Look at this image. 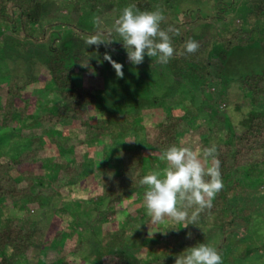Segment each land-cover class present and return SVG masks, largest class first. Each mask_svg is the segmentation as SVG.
Instances as JSON below:
<instances>
[{"label":"trees","instance_id":"16d2710c","mask_svg":"<svg viewBox=\"0 0 264 264\" xmlns=\"http://www.w3.org/2000/svg\"><path fill=\"white\" fill-rule=\"evenodd\" d=\"M114 1L77 0V4L96 12L101 10L103 4ZM120 1L140 12H156L160 9L163 11L166 6L169 10L178 8L182 0ZM247 7L243 25H231L224 32L204 38L194 54H187L183 50V23L164 19L161 27L165 30L173 28L174 33L170 35L179 53L167 63L177 85L181 86L185 79L197 85L203 83L205 88L210 83L211 88L221 85L223 79L214 72L217 63L213 65L210 61V50L216 42L222 46L219 57L224 62L231 60L236 50L257 52V42L264 44V0H249ZM55 8H48V0H0V28L8 29L24 41H47L49 30L59 24L58 20L50 18ZM236 8L234 2L219 0L211 19L217 22L228 20ZM46 13L49 19L45 17ZM204 17L199 12L197 19ZM100 32L109 34L110 30L92 31ZM258 33L263 35L259 36ZM24 41L20 40L18 45H23ZM74 48L72 44L52 48L44 62L48 81L58 97L54 107L45 105L37 115L31 116L30 101H19L36 79L14 78L7 84L1 123L9 128L12 143L16 140L19 147L13 150L9 145L0 146V264H30L40 244L44 243L46 248L54 242L65 245L64 255L60 248L53 247L47 251L44 264H68L67 256L82 250L88 240L80 233L79 240L75 242L73 235L76 231L66 228L58 230L56 238L49 236L48 229L41 227L39 222L40 213L49 212L52 217L62 219L68 214L75 217L77 203H66L63 199L70 192L85 187L91 180L98 182L96 202L106 203L109 213H116L120 203L147 190L146 186L139 184V180L145 174L163 170L167 166L161 156L172 146L202 152L216 145L224 186L215 196L212 207L199 212L198 224L183 227V224L176 225L168 219L163 225L165 252L162 255L145 260L136 252L119 248L111 250L110 260L93 264H171L183 250L204 242L210 228L224 227L236 210L238 217L246 218L250 211L247 181L250 180L252 184L249 185L253 187L257 184L264 186V65L235 77L237 89L247 97L248 103L236 105L240 119L232 121V126L220 127L218 122L211 125L212 120L199 119L202 116L196 117L184 102L176 105V108L180 107V113L170 105L165 106L164 117L160 121H146L140 116L129 119L131 115L112 118L105 87L100 90L93 86L85 88L76 81L78 71L104 76L102 62L95 54ZM261 49L264 54V47ZM257 55H261L260 50ZM86 62L89 63L88 68L83 65ZM145 64L135 65L134 71L137 67L146 68ZM227 70L224 73L229 74ZM149 74L150 71H147L140 75ZM144 79L141 76L138 81ZM115 80H110V83ZM143 83L139 86L138 96L135 95L139 100L141 90L152 91L150 86L146 87ZM225 98L230 101L227 94ZM97 105V111L106 110L105 118H97L89 113ZM67 122L78 124L79 134L72 135L62 130ZM110 125L120 130L115 137L108 132ZM131 133L134 135V145H115L119 137L127 138ZM105 137H111L114 145L100 144ZM98 145H101L100 161L93 155ZM194 210L188 209V212ZM126 219L131 229L139 221L131 214ZM42 230L46 232L45 239L40 236Z\"/></svg>","mask_w":264,"mask_h":264},{"label":"rangeland","instance_id":"374dc122","mask_svg":"<svg viewBox=\"0 0 264 264\" xmlns=\"http://www.w3.org/2000/svg\"><path fill=\"white\" fill-rule=\"evenodd\" d=\"M218 1L182 0L179 4L180 7L170 9L171 12L167 6H163V11L160 9L159 12L164 14L167 21L183 23L184 41L195 40L200 43L210 35L224 32L231 25L244 24L249 0H224L227 3H236L237 8L232 16L223 22L211 19L216 11ZM103 5L100 11L94 12L86 6H79L77 0H48L50 10L56 7L50 18L58 20L59 24L52 26L49 30L47 41H24L22 37L19 38L11 34L8 29L0 28V146L9 145L13 150L19 147L16 140L12 143L9 128L1 123L7 84L14 78L36 79L23 92L19 101L20 103H24L22 102L24 100L30 101L31 116L37 115L45 105L54 107L58 97L48 81V72L44 67V62L52 48L62 47L65 44H72L75 47L74 50L80 49L82 52L93 53L102 62L105 68L104 76L78 71L76 81L85 88L93 86L100 90L103 86L105 87L107 91L105 95L108 96L109 101L108 107H110L113 114L112 118L131 115L129 119L140 116L146 121H160L164 117L165 106L170 105L175 108L177 113H180V107L176 108V105L184 102L196 117L202 116L199 119L208 122L212 120L211 125L218 122L220 127L232 126V121H239L240 113L237 111L236 105L238 103L246 104L248 99L237 89L235 77L240 76L242 73L258 70L264 65V54L261 49L264 44L262 42H257L261 55H257L258 50L252 53L245 50L241 52L236 50L232 53L231 60L229 59L226 62L219 57L222 46L219 42H216L210 50V61L213 65L217 63L214 72L223 79L220 82L221 85L211 88L210 83L209 87L205 88L203 83L197 85L189 79H185L180 86L175 83V77L170 72L168 64L159 63L158 58L155 57L149 58L146 55L143 64L146 63L147 67L144 69L137 67L134 71L135 64L128 59L122 41L112 40L110 43L87 47L85 41L93 36H100L103 39H118L119 37L114 31L115 22L122 15L124 9L130 7L129 4L120 0ZM199 12L206 17L200 20L197 19ZM45 17L49 19L47 13ZM98 29H109L110 32L109 34L103 32L92 33V31L95 32ZM258 34L259 36L263 35ZM20 40L24 41L21 46L18 45ZM105 53H110L115 61L123 65L124 76L122 78L116 75L110 62L103 60ZM86 63L88 65L86 68H88L89 63ZM225 70L230 73H224ZM147 71H150L149 76L140 75ZM141 76L145 79L138 81ZM112 79H117V81L110 83ZM142 81L144 86H150L152 91L141 90L140 101L136 96H138ZM227 81L229 84H226ZM226 94L230 101L226 100ZM144 105H147L148 108ZM97 107L98 105L91 108L89 113L97 118H105L106 110L97 111ZM78 126V124L67 122L62 130L77 135L79 134ZM119 131L114 125L108 127V132L114 137ZM133 136L131 133L127 138L119 137L115 141V145L132 146L135 144ZM107 143L114 145V140L111 137H105L100 144L105 146ZM100 147L101 145H98L93 153L94 156L99 158V161L102 155L99 151ZM97 150L98 152H96ZM205 163L207 166L208 162ZM249 184H252L250 180L247 181L246 185V188L249 189L247 200L250 208L246 218L238 217L239 212L236 210L229 217L224 227L210 228L204 241V243L210 244L222 253L223 264H264V186L257 184L253 187ZM97 190L98 182L91 180L85 187L70 192L63 199L66 203L68 201L77 203L74 209L75 217L68 214L62 219L58 216L52 217L49 212L44 211L38 216L41 227L48 229L49 236L56 238L58 230L66 228L76 231L73 235L75 242L79 240L80 233L88 240L82 250L67 256L68 264L106 262L112 257L111 250L119 248L130 250L131 253L136 252L140 258L145 260L155 255L164 254L165 228L163 225H166L168 219L163 224L153 226L152 230L156 232L152 238H149L151 225L148 223L149 217L147 216L144 193L127 198L118 205L116 213L110 214L106 203L96 202ZM129 214L139 220L138 224L132 229L126 223V216ZM45 233L43 230L40 231V236L43 239H45ZM43 244L39 245V250L30 264H44L47 259V251L53 247L60 248L62 255H64L63 248L65 245L54 242L53 245L44 248L45 245ZM179 254L174 257L171 264H175Z\"/></svg>","mask_w":264,"mask_h":264},{"label":"clouds","instance_id":"9594fccd","mask_svg":"<svg viewBox=\"0 0 264 264\" xmlns=\"http://www.w3.org/2000/svg\"><path fill=\"white\" fill-rule=\"evenodd\" d=\"M164 19L162 12H140L130 6L115 22L114 31L118 39L93 36L85 43L89 47L119 40L123 42L128 59L133 64H141L146 55L167 64L179 53L170 35L174 33L173 28L165 30L161 27ZM199 47L195 40H187L183 50L187 54H194ZM103 60L112 64L118 77L124 76L123 65L115 61L110 53H105ZM83 65L88 66L87 63ZM161 160L167 165L162 171L150 172L139 180V184L147 188L144 201L151 225L149 238L156 232L152 230L153 226L163 224L166 219L176 225L183 224V227L198 224L199 212L212 207L215 196L224 186L215 144L202 152L172 146L164 151ZM188 209L195 210L189 213ZM175 264H223V256L217 248L201 242L183 250Z\"/></svg>","mask_w":264,"mask_h":264}]
</instances>
